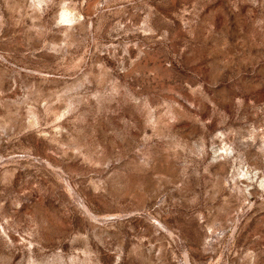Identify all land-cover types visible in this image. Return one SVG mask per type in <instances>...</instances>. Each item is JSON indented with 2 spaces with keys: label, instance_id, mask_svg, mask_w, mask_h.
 I'll list each match as a JSON object with an SVG mask.
<instances>
[{
  "label": "rangeland",
  "instance_id": "rangeland-1",
  "mask_svg": "<svg viewBox=\"0 0 264 264\" xmlns=\"http://www.w3.org/2000/svg\"><path fill=\"white\" fill-rule=\"evenodd\" d=\"M0 264H264V0H0Z\"/></svg>",
  "mask_w": 264,
  "mask_h": 264
}]
</instances>
